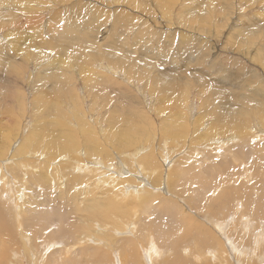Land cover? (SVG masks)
<instances>
[{
	"label": "rangeland",
	"instance_id": "obj_1",
	"mask_svg": "<svg viewBox=\"0 0 264 264\" xmlns=\"http://www.w3.org/2000/svg\"><path fill=\"white\" fill-rule=\"evenodd\" d=\"M226 1L0 0V51L3 54L0 57V148L9 153L6 156L9 158L10 153L13 152L10 150L13 143H18L26 136L31 139L45 138L41 144L33 143L28 149L26 147V152L34 153L26 157L28 160H23L25 154L21 155L22 157L16 156L19 162L22 161V166L17 160L16 164H9L8 160L0 162V220L6 221L8 224L10 221L14 226L13 230L10 229L17 231H14V235L17 236L15 242L10 241V243L9 239L5 238L7 235L0 232V255L7 260L8 264H72V260H75L76 264H124L123 262L127 258L124 257L123 261L121 256L128 253L126 250L132 244L136 246V253L132 254L134 263H129V259L125 263L145 264L141 253L146 246L145 238L149 234L148 227L155 229L151 235L155 242L163 244L162 246L157 244V246L164 250L161 251V255L165 258H169L171 252L167 245L170 238L167 237L168 234H172L173 238L179 236L180 239L181 234L188 231L189 228L194 233H200V242L197 245L186 242L190 248L187 255L183 254L186 249L184 240L179 241L181 244L184 243L182 247L178 242L180 246V249H177L178 252L186 256L187 259L189 258V262L181 261L180 264H211L213 259L206 260L201 256L202 258L199 257L192 261L190 257L196 259V254L203 255L205 252H212L216 247L222 250L224 245L221 241L225 240L224 235L228 234L227 231L231 227L229 220L234 215L236 217H239L240 214L249 216L254 221L250 229H259L256 225V217L258 216L264 221V206L260 211H255L252 205L264 203L263 166L259 167L260 161L264 162V118L260 117L264 114V30L261 26L264 22V0H229L232 5L229 4L225 8H232L234 11L232 10V14L228 18L223 10V13L219 15L223 16L222 23H217L216 18L215 21H208L200 18V15H195L192 17V22L185 21L184 26L179 19H176V15L181 17V13L186 14L192 9L200 11L201 8H205L209 11L213 6L212 10H222V3ZM147 6L150 7V12L146 10ZM87 11L92 13L97 11L102 16L108 14L109 18L104 20L102 17L99 22L101 25L97 23L100 29L97 33L95 31L94 40L89 38L92 37V32L97 29L96 27L92 29V32L84 30L86 33L81 34L78 38L73 36V38L68 37L67 39L61 33L64 24L67 21L79 23L86 14L89 15ZM9 12L13 14V22L6 20ZM120 13L127 16V21L116 23L114 15ZM168 16L172 18L170 24L173 25L171 26L168 25V22L160 20L163 18L168 21ZM98 20L96 19L94 23ZM113 22L114 33L111 38L112 30L110 28ZM261 30L263 32L248 38V35ZM122 31L123 34H118ZM181 35L188 37V43L185 38L186 43L181 42ZM118 36L121 46L116 49L112 41ZM231 37L232 39H230ZM199 39L204 40L202 42ZM31 40L32 42H30ZM85 44H88L85 50H92L91 54L86 56V60H80L73 67L65 70L66 76H69L66 87L72 92V99L78 100L80 103L71 101L69 97H62L56 102L53 100L52 102L58 108L56 109L57 117H61L69 126L67 128L75 132L83 130L84 127L96 128L97 135H101L100 140L105 136L107 145L116 146L114 134L120 133L119 130L122 127L120 124L111 126L110 122L122 118V110L125 108L134 109L132 118L136 117L134 120H139L142 125V130L136 129L139 130L137 133L142 132L138 137L143 141H145L144 139L149 141L147 142L148 146L138 152V156H141L140 154L144 151L153 149L158 158L157 160L155 157L156 165L162 166L160 177L163 175L165 181L166 175H175L176 172H181L184 189L182 184L173 191L170 186L171 181L164 182L160 177L157 178L156 183L163 182V184H157L155 187L145 177L147 182L145 180L142 188L139 189V180L144 177L143 174L139 176L140 178H137V173L140 172L135 173V178L129 176L132 178V182H130L121 179L127 172L116 171L121 176H116L115 173L117 168L125 169V166L115 160H126L128 154L139 158L135 151L137 147L129 150L125 148L127 150H122L123 152L115 147L106 149L109 155L111 153L112 155L121 153V155L118 154L114 161H109L114 167H111L110 164L103 167V164H94L97 163L98 158L90 159L86 155L83 136L78 137L79 145L75 149L66 146L67 152L71 153L69 161L81 160L80 162L83 164L82 167L81 164L79 165L81 170H84L82 173L68 169L69 166L66 169L81 178L77 184H71L68 172L65 170L66 167L61 162L57 163L58 166L57 164L49 166L40 164V156H45L40 153L39 149H46L45 144L53 138L54 135L48 132V124L56 119L53 120L45 112L35 107L36 101L33 102V100L37 99L36 97L42 90L52 87L51 78H46L44 73L47 64L66 47L72 46L73 51L82 53ZM41 45L49 47L45 51L47 56L36 54V49L41 48L37 46ZM73 46H77L76 49ZM196 46L199 47L198 50H196ZM29 52L31 55L27 56ZM157 54L158 56H156ZM110 55L122 57L119 59L117 67L115 62L109 58ZM143 57L147 60L150 59L151 65L155 68V71L154 69L150 70L146 76L140 73L139 66L135 68L132 65L129 66L131 59L136 58L137 63L139 59H142L143 62ZM176 58H180V60L175 62ZM195 59L203 62L197 63ZM2 67L5 68L7 74L4 71L1 72ZM177 67L179 70H175ZM209 67H211L210 76L207 74ZM217 68L225 70L223 74L228 76L225 78L226 81L213 82V78L219 79V75L216 74ZM157 70L159 72L166 71L172 75L178 71L181 74L177 73L175 78L180 76L184 81L189 79L182 72L191 71L193 74V71L197 74L193 77L198 78L201 75L206 79L207 86H202L200 81L194 78L190 80L193 86L187 91L180 90V96L176 95L175 97L178 99L172 100L174 97L162 94L160 91L154 90V86H151L152 83L160 82L157 80L160 78ZM114 71L118 75H112L111 72ZM129 71L135 73V76L130 80H124L129 76ZM103 74L107 76L104 78L106 84L99 80L101 84L97 87L91 89L85 87L91 76H102ZM156 74L157 76H155ZM257 78H259V82H262L261 86L256 82ZM41 85H44L45 88H41ZM261 87L263 91H261ZM212 90H215V93L211 95ZM253 91L258 92L261 96L254 94ZM241 93L252 95L253 98H247L243 102L245 104L239 105L236 100L244 98L238 95ZM53 94L54 92L51 94L46 92L44 94L46 96L43 97L49 101ZM95 94L100 96V98L96 97L100 100L92 99ZM231 94L233 97H230ZM50 96L51 98H49ZM165 96L168 99L165 98L163 101ZM102 99L105 101L104 104ZM73 105H80L81 110H78L79 108L74 110ZM246 105H249L250 108H245ZM58 110L65 111V116L64 113L59 115ZM81 111L84 112V115L80 114ZM111 111H114V115L107 123L105 118L108 119ZM174 112L183 115L185 124L182 129H177L175 126L179 120L177 119L175 122ZM52 116L56 117L55 111L52 112ZM125 118L129 119L130 117ZM235 121L236 124H245L248 127L244 138L233 136L231 133L214 137V132L209 131L216 125L233 124ZM99 129L106 134L99 133ZM245 138H247L246 141H244ZM143 141L141 143H144ZM62 145H66L64 137L59 138L58 148ZM59 158L56 156L54 161ZM2 159L4 158H0V160ZM106 160L105 157H102L100 161ZM1 163L8 165L6 167ZM91 164H94V167H90L89 171L86 166H91ZM135 165L139 166L136 161L130 163L129 160L127 167L131 168V171H135L137 170ZM245 166L253 167L245 169ZM228 172L232 175H229ZM39 173H43L44 176L39 177ZM248 173L259 174L263 185L255 183L253 179L246 181ZM1 174L4 175L1 176ZM154 177L156 176L154 175ZM102 178L105 183L100 182ZM78 184L80 185L78 186ZM207 184L215 188L214 192L209 193ZM135 187L138 189L136 192L133 191ZM180 189H183V193ZM232 189L238 191L233 192ZM3 193L5 198H3ZM216 193L219 197L235 193L236 195L230 200L236 209L239 206L240 210L236 211L230 204L221 206L224 201H221L220 198L217 199ZM191 197H194L195 206L191 205V201H193ZM177 199L182 202L177 203ZM158 200L160 203L157 202ZM113 205L119 214L112 215L111 221L107 219L104 221L105 217L98 214L99 211L106 210ZM165 207L171 209L173 217L165 211ZM180 209L187 210L186 221L189 219L190 221L180 224L174 221V218L178 217L175 214L176 211L179 214L184 213ZM247 211L253 216L248 215ZM175 226L177 230L174 228ZM218 226L225 227V230L219 231ZM158 231L162 234H158ZM129 233L133 234L129 236ZM208 235L211 237L209 238ZM230 235L234 238L235 243H242L231 229ZM137 237L138 243L144 246L142 249L137 247L135 242ZM195 238L192 233L187 240ZM165 239L167 241H163ZM58 243H62V245ZM245 244L250 246V243ZM254 248L257 257L259 252L264 250V240H261L260 244ZM218 249H215V252L217 251L216 258L222 257L223 259L215 260L212 264H236V256L233 254L221 256ZM255 262L257 263V261ZM159 264H165V262ZM258 264L261 263L258 262Z\"/></svg>",
	"mask_w": 264,
	"mask_h": 264
},
{
	"label": "bare ground",
	"instance_id": "obj_2",
	"mask_svg": "<svg viewBox=\"0 0 264 264\" xmlns=\"http://www.w3.org/2000/svg\"><path fill=\"white\" fill-rule=\"evenodd\" d=\"M193 1V0H192ZM257 1V0H256ZM17 2V1H16ZM208 2V1H207ZM209 2H210V0H209ZM250 2V1H249ZM39 3V2H38ZM256 3V2H255ZM206 4V3H205ZM229 4H231V2L229 1V0H227L226 2H224V3H222V7H223V9L222 10H216V9H214V10H212V8H213V6H211V8H210V10L208 11L207 9H203V8H201V10L199 11V10H197V11H195V10H189V12L188 13H186V14H182L181 13V17L180 16H177L176 15V19H179V21H180V23H182V24H184L185 23V21H188L189 23H191L192 22V17L193 16H195V15H200L201 17L200 18H202L203 20H208V21H210V20H214L215 21V18H216V22L217 23H222L223 22V16H219L220 14H222L223 13V10L226 12L225 13V15H227L228 16V18L230 17V14H232V8H230V9H226L225 8V6H228ZM263 4V3H262ZM170 5H171V3H170ZM199 5V4H198ZM217 5V4H216ZM232 5V4H231ZM235 5V4H234ZM253 5V4H252ZM262 6V5H261ZM264 6V5H263ZM11 7V6H10ZM171 7H172V5H171ZM218 7H220V6H218ZM86 8V7H85ZM149 8L150 7H146V10L148 11V12H150L149 11ZM229 8V7H228ZM238 8V7H237ZM11 9V8H10ZM197 9H198V7H197ZM235 9H236V7H235ZM21 10V9H20ZM240 10V9H239ZM239 10H237V11H239ZM261 10V9H260ZM234 11V10H233ZM236 11V10H235ZM18 12V11H17ZM85 12H86V10H85ZM240 12V11H239ZM16 13V12H15ZM87 13H89V15L87 16V14H86V16L83 18V19H81V21L79 22V23H70V22H66L65 24H64V29H62V34H64L66 37H67V39H68V37H70V38H73V36H76V38H78L79 36H81V34H85L86 32L84 31V30H90L91 32L93 31L92 29H94L95 27L97 28V29H95L93 32H92V37H90L89 39L90 40H94L95 39V37L94 36H96V33L98 32V30L100 29V26H97V23H99L100 22V19L103 17L104 18V20H108V14H107V16L106 15H104V16H102V15H100L99 14V12H97V11H93V13L90 11V12H88L87 11ZM152 13V12H151ZM184 13V12H183ZM201 13H203V14H201ZM17 14V13H16ZM152 15V14H151ZM153 16V15H152ZM114 17H115V19H116V23H118V22H120V21H122V22H125V21H127V16L125 15V14H115L114 15ZM96 19H99L98 21H96L95 23H94V21L96 20ZM164 20V22L165 23H169L168 25L169 26H171V25H173V24H170L171 23V20H172V18L171 17H169L168 16V21L166 20V19H163V18H160V20ZM264 19V18H263ZM6 20L8 21V22H13L14 21V17H13V14L11 13V12H9V14L7 15V18H6ZM249 20H251V19H249ZM113 21V20H112ZM261 21V20H260ZM252 22V21H251ZM115 23V24H116ZM212 23V22H211ZM250 23V22H249ZM256 23V22H255ZM100 24V23H99ZM187 24V23H186ZM57 25H59V24H57ZM101 25V24H100ZM176 25V24H175ZM256 25V24H255ZM184 26H185V24H184ZM261 26H263L262 28H263V30H264V22L261 24ZM242 27V26H241ZM46 29V28H45ZM111 30H112V32L110 33L111 34V38H112V36H113V33H114V22H113V24H112V26H111V28H110ZM255 29V28H254ZM261 29V28H260ZM110 30V31H111ZM239 30V29H238ZM95 31H96V33H95ZM220 31V30H219ZM240 31V30H239ZM242 31V30H241ZM243 31H245V30H243ZM248 31V30H247ZM250 31V30H249ZM36 32H38V31H36ZM35 32V33H36ZM46 32V31H45ZM175 32V31H174ZM253 32V31H252ZM260 32H263L262 30L261 31H257V33H255V34H251V32H250V34L251 35H248V38L249 37H252V36H254V35H256V34H258V33H260ZM108 33V32H107ZM249 33V32H248ZM38 34V33H37ZM109 34V35H110ZM118 34H123V31L122 32H119ZM87 35V34H86ZM90 35V34H89ZM38 36V35H37ZM200 36V35H199ZM83 37V36H82ZM181 42H185V39H186V42H187V40H188V37L186 38V37H183V35H181ZM191 39H192V37L191 36H189ZM201 37V36H200ZM81 38V37H80ZM88 38V37H87ZM108 38V37H107ZM185 38V39H184ZM195 38V37H194ZM202 38V37H201ZM203 38H205V37H203ZM243 38H244V36H243ZM82 39V38H81ZM83 39H84V37H83ZM103 39V38H102ZM230 39H232V37L230 38ZM235 39V38H234ZM198 40V39H197ZM200 40V39H199ZM202 40H204V39H202ZM202 40H200V41H202ZM240 40V39H239ZM196 41V40H195ZM194 41V42H195ZM245 41V40H244ZM244 41H241V42H244ZM30 42H32V40L30 41ZM120 40H119V36L118 37H115L114 38V40L112 41V44H113V46H114V48H116V49H118L119 48V46H121V45H119L120 43ZM185 42V43H186ZM203 42V41H202ZM246 42V41H245ZM68 43V42H67ZM182 43V44H183ZM188 43V42H187ZM192 43V42H191ZM195 43H197V42H195ZM71 44V43H70ZM202 44V43H201ZM243 44H245V43H243ZM46 45V44H45ZM44 45V46H45ZM68 45V44H67ZM166 46H167V44H165ZM185 45V44H184ZM189 45V44H188ZM192 45V44H191ZM9 46H10V44H9ZM8 46V47H9ZM44 46H37V47H41V48H39L38 50L36 49V54H38V55H41V56H47V53L45 52V51H47L46 49L47 48H49V47H44ZM95 46H96V44H95ZM183 46V45H182ZM186 46V45H185ZM199 46V45H198ZM201 46H203V45H201ZM10 47H12V46H10ZM36 47V48H37ZM74 47V49H76V47L75 46H73ZM86 47H88V44H85L84 45V48H83V51H82V53H80L79 51H73V49H72V46L71 47H66V48H64V49H62V51L57 55V57L54 59V60H51V62H49L48 64H47V67H46V69H45V74H46V78H51V85H52V87L50 86V88L49 89H47V90H42L41 91V93H40V98H39V96L38 97H36L37 99H35V100H33V102L34 101H36L35 102V107H37V108H39L40 110H42V112H45L46 114H47V116L48 117H51V118H53V120L54 119H56V120H54V121H52V122H50V124H48L49 126H48V132L50 133V134H52V135H54L53 136V138H51V140H49V143H47V144H45V148L46 149H39L40 150V153L41 154H43L45 157H41L40 156V158H41V161H40V164H43V165H46V166H49L50 164L51 165H54V164H59V162H61L62 163V165L64 166V167H66L65 168V170L67 169V167H68V169H72V170H74V171H77L78 173L79 172H83L81 169L82 168H80L79 167V165L81 164V167L83 166V164H82V162H80L81 160H74L73 162L72 161H69V159L71 158V153H68L67 152V150H68V148L66 147V146H69L71 149H75L76 147H78V145H79V142H78V139L81 137V136H83V141H84V149H85V153H86V155H88V158H90V159H97L96 160V162L97 163H94V164H96V165H102L103 164V167L105 166L106 167V165L107 164H110L111 165V162H109L110 160H112V161H114V159H115V156L116 155H121V153H118V154H116V153H114L113 155H112V153L109 155V153L106 151V149H109L110 147H115V148H117V150H120V151H122V150H125V148H127L128 150L130 149V148H133V147H137L136 148V150L135 151H137L136 152V154H137V156H138V152H140L141 150H143V148H145V147H147L148 146V144H147V142H149L148 141V139H144L145 141H143L142 139H139V135L142 133V132H140V134L139 133H137L139 130H136L137 128H139L140 130H142V125L140 124V122H139V120H134L135 118H132V116L134 115L133 114V112H132V110H134V109H132V108H130V107H127V108H125L124 110H122V118L120 117L117 121H111L110 122V125L111 126H113V125H117V124H120V126L122 127V129L121 130H119L120 131V133L119 132H116L114 135H115V138H116V143H117V145L115 146V145H107V141H106V137L104 136V138H102L101 137V140L99 139L100 138V136L101 135H97V132H95V130H96V128H91V127H84V129L83 130H81V131H78V132H75V131H72L71 129H69V128H67V127H69L67 124H66V122L64 121V120H62V118L61 117H57V110L56 109H58V108H56L57 107V105H55V103H53L52 101L54 100L55 102L56 101H58L59 99H61L62 97H65V98H67V97H69L70 98V100L71 101H74V102H76V103H80L78 100H75V99H72V92L70 91V89H67V87H66V85H67V83H68V80H69V76L67 77L66 76V73H65V70H66V68H70V67H73L74 66V64L76 63V62H78V61H80V60H86V56H88V55H90L91 54V52H92V50L91 51H89V50H85V48ZM35 48V47H34ZM68 48H71V49H68ZM91 48V47H90ZM160 48V47H159ZM168 48V47H167ZM196 48V50H198V48L199 47H195ZM8 49V48H7ZM11 49V48H10ZM161 49V48H160ZM182 49V48H181ZM235 50H237V49H235ZM161 51V50H160ZM187 51V50H186ZM130 52V51H129ZM181 52V51H180ZM6 53V52H5ZM133 53V52H132ZM167 53V52H166ZM152 54V53H151ZM156 54V53H155ZM3 54L1 53V51H0V57L2 56ZM29 55H31V53L29 52L28 54H27V56H29ZM134 55V54H133ZM169 54H167V56H168ZM155 56V55H154ZM156 56H158V54L156 55ZM155 56V57H156ZM161 56V55H160ZM170 56V55H169ZM136 57V56H135ZM154 57V58H155ZM166 57V56H165ZM179 57V56H178ZM193 57V56H192ZM109 58H111L114 62H115V65H116V67H117V63H118V61H119V59L120 58H122L121 56H120V58H118V55H110L109 56ZM133 58V57H132ZM151 58V57H150ZM160 58V57H159ZM158 58V59H159ZM135 59L136 58H134V59H131V61H130V64H129V66H133L134 68L137 66H139V68H140V73L141 74H145V76H146V74L150 71V70H152V69H154V71H155V68H153V66L151 65V62H150V59H144V57H143V62H142V59H139L138 61H137V63H136V61H135ZM204 59H206V58H204ZM180 60V58L179 59H177L176 58V60H175V62H178ZM192 60V59H191ZM194 60V59H193ZM196 61H197V63H201V62H203L202 60H199V59H195ZM201 61V62H200ZM172 62V61H171ZM161 63V62H160ZM187 69V68H186ZM210 69H211V67H209V68H207V74H208V76H210L211 74L209 73V71H210ZM175 70H179V68L177 67V68H175ZM2 71H4L5 72V74H7L6 73V70H5V68H3L2 67V69H1V72ZM165 71V70H164ZM47 72V73H46ZM157 72V74H158V76H160V78L159 79H157L158 81H160V82H156L157 84H154V83H152V85L151 86H154L155 87V89L154 90H158V91H160V93H162V94H168V95H170L171 97H174L172 100H174V99H178V98H175L176 97V95H178V96H180V94H181V92H180V90H184V91H187L188 89H190L192 86H193V84H192V81H190V80H193L194 78H195V80H197V81H200V83H201V85L202 86H207V84H206V79L204 78V77H202L201 75H199V77L197 78V77H193V76H196L197 74L196 73H194L193 71H192V73L193 74H191V71H183L182 73L184 74V76L186 77V78H188L189 80H187V81H184L180 76H178V77H176L175 78V76L177 75V73H178V71H177V73H174L173 75L172 74H169V73H167L166 71L165 72H162V70L159 72L158 70L156 71ZM190 72V73H189ZM225 72V70H223L222 68H217L216 69V74H218L219 75V79H216V78H213V77H211V78H213V82H218V83H220L219 81H226L225 80V78L226 77H228L226 74L224 75L223 73ZM112 73V75H114V74H117V72H111ZM161 73V74H160ZM49 74V75H48ZM135 73H132V72H130L129 71V76L128 77H125V79L124 80H130L131 79V77H134L135 75H134ZM157 74L155 75V76H157ZM179 74H181V73H178V75ZM105 74H103L102 76H97V75H95V77L94 76H91V78L90 79H88V81H87V83H86V85H85V87H89L90 89L91 88H95V87H97V85H99V84H101V82L99 81V80H102L104 83H105V81L106 80H104V78L105 77H107L106 75L104 76ZM118 75V74H117ZM167 75V76H166ZM151 76V75H150ZM154 76V77H155ZM99 77H100V79H99ZM110 77V76H109ZM108 77V78H109ZM119 77H121V76H119ZM193 77V78H192ZM212 80V79H211ZM108 81H109V79H108ZM112 81V80H111ZM110 82V81H109ZM256 82H258V83H260V86H261V83L262 82H259V78H257L256 79ZM115 83H118V82H115ZM106 84V83H105ZM110 84V83H109ZM103 85V84H102ZM106 87V86H105ZM150 87V86H149ZM41 88H45V86L44 85H41ZM110 88H111V86H110ZM113 88H114V86H113ZM151 88V87H150ZM101 89H103V88H101ZM257 90H259L258 88H256ZM105 90H107V89H105ZM110 90V89H109ZM108 90V91H109ZM217 90H218V88H217ZM250 91H252L251 89H249ZM88 91V90H87ZM151 91H152V89H151ZM150 91V92H151ZM248 91V90H247ZM261 91H263L262 90V87H261ZM46 92H48V93H53L54 92V94H53V97L51 98V96L49 97V98H51L49 101L46 99V97H43V96H46V95H44ZM114 92V91H113ZM121 92V91H120ZM157 92V91H156ZM88 93H90L89 91H88ZM118 93V92H117ZM125 93V92H124ZM215 93V90H212V93H211V95L212 94H214ZM236 93V92H235ZM253 93L254 94H258V96H261L258 92H255V91H253ZM246 94V93H245ZM263 94V93H262ZM123 95V94H122ZM210 95V94H209ZM238 95H240V96H242V97H244V98H241V99H237L236 100V103H238L239 105H241V104H245V103H243L244 102V100L246 99L247 100V98H249V99H251V97L253 98V96L252 95H249V94H247V95H244L243 93H241V94H238ZM93 98L92 99H98V98H96V97H99L100 98V96H98V95H94V96H92ZM184 97V96H183ZM230 97H233V94H231V96ZM35 98V97H34ZM165 98H166V100L168 99V97H164L163 98V101H165ZM124 99V98H123ZM98 100H100V99H98ZM102 101H103V104L105 103V101H104V99H102ZM42 102V103H41ZM134 102V101H133ZM24 103V102H23ZM59 103V102H58ZM107 103H108V101H107ZM134 105V104H133ZM132 105V106H133ZM174 105V104H173ZM23 106V105H22ZM26 106V105H25ZM33 106V105H32ZM135 106V105H134ZM173 107V106H172ZM72 108L74 109V110H76L77 108H79L78 110H81V106L79 105H73L72 106ZM245 108H250L249 107V105H246L245 106ZM178 109V108H177ZM55 111V113H56V117H53L52 116V112H54ZM59 111V115H62L63 113H64V116H65V111H60V110H58ZM135 111V110H134ZM82 112V111H81ZM138 113V112H137ZM190 113V112H189ZM54 114V113H53ZM80 114H83L84 115V112H82V113H80ZM139 114V113H138ZM88 115V114H87ZM114 115V111H111L110 113H109V116H108V119L107 118H105V121L108 123L109 122V120L110 119H112V116ZM125 117H130L129 119H127V118H125ZM260 117H263L264 118V114L263 115H260ZM132 118V119H131ZM176 119V120H175ZM177 119L179 120L178 121V123L177 124H175V126H176V128L177 129H182L183 128V126H184V124H185V122H184V118H183V115H181V114H179V113H175L174 112V120H175V122L177 121ZM142 123H143V121H141ZM237 122L235 121L233 124L232 123H225V124H219V125H216L215 127H213L211 130H209V131H213L214 132V137H220V136H222V135H226V134H230L231 133V135H233V136H236V137H242V138H244L245 136H246V131L248 130V127L245 125V124H236ZM231 127V128H230ZM114 128V127H113ZM113 128H111V129H113ZM109 129V128H108ZM229 129V130H228ZM94 131V132H92V131ZM113 131V130H112ZM111 131V132H112ZM103 131H101V129H99V133H102ZM217 132V133H216ZM206 133V132H205ZM208 133V132H207ZM261 133V132H260ZM103 134H106L105 132H103ZM108 135V134H107ZM205 135V134H204ZM61 137H64L65 138V141H66V145H62L61 147H59L58 148V141H59V138H61ZM79 137V138H78ZM246 139L247 138H245L244 139V141H246ZM24 140V141H23ZM23 141V142H22ZM45 141V138H41V139H31V138H29V137H25L24 139H21V141H19L18 143L16 142V143H11L10 145H11V147H10V150H13V152H11L10 153V155H9V158H7L6 156H7V153L6 152H4V151H2L1 150V148H0V158H4V159H2V160H0V162H5L6 160H8V163L9 164H12V163H15L16 162V160L18 159L16 156H21V155H23V154H25V156H24V161L25 160H28L26 157L27 156H29L30 154H34L33 152H26L27 151V149H28V147H30L33 143L34 144H41V143H43ZM144 142V143H141V142ZM14 142V141H13ZM110 142V141H109ZM113 142V141H112ZM111 142V143H112ZM24 146H25V149H24ZM26 147H27V149H26ZM121 148V149H120ZM126 149V150H127ZM135 149V148H134ZM25 150V151H24ZM125 150V151H126ZM21 151H23V152H21ZM111 152H113L112 150H110ZM123 152V151H122ZM125 153V152H124ZM9 154V153H8ZM39 155V154H38ZM141 156H138L139 158L137 159V158H135V156H133L132 157V155H130V154H128L127 156H126V160H124V159H118V160H115V162H117V163H120V165H122V166H125V169L121 166V168H123V169H119V168H117V169H115V173L117 174L116 176H121V174H119V173H117L116 171H118V172H127V173H125V175L121 178L122 180L123 179H125V180H129L130 182H132V178H130L129 176H133L134 178L136 177V176H134L135 175V173L136 172H140V173H137V178H140L139 176H141V174H143L142 176H144L141 180H139L140 181V185H139V189H141L142 188V184H144L145 183V180L146 179H144L145 177L146 178H148V182H151V184L153 185V186H157V184H159V185H161V184H163V182H161V183H156V180H157V178H159L160 177V174H161V170H162V166H157L156 164V160H155V157H156V154L154 153V150L153 149H151V150H149V151H144L142 154H140ZM163 156H165L166 154H162ZM262 155V154H261ZM56 156L57 157H60L59 159H57L56 161H54L55 159H56ZM112 156V157H111ZM128 156H130V157H128ZM263 156V155H262ZM22 157V156H21ZM20 157V159H22ZM102 157H105L107 160L106 161H100V160H102ZM110 157V158H109ZM122 157V156H121ZM162 157V156H161ZM123 158V157H122ZM157 158V157H156ZM163 158H165V157H163ZM263 158V157H262ZM137 159V160H136ZM129 160H130V163L131 162H135L136 161V163L140 166H137V165H135V168L137 169V170H135V171H131V168H128L127 167V165H129ZM157 160H158V158H157ZM164 160V159H163ZM18 161V163L22 166V161L21 162H19V160H17ZM53 161H54V163H53ZM160 161V160H159ZM159 161H158V165L160 164L159 163ZM262 161V160H261ZM260 161V165H259V167H262V170H263V176H264V162H261ZM258 162V161H257ZM169 163V162H168ZM2 164V163H1ZM16 164V163H15ZM32 164V163H31ZM58 164H57V166H58ZM94 164H91V166H86V167H88L89 168V171H90V167H94ZM166 164V163H165ZM2 165H5V164H2ZM6 165H8L7 163H6ZM5 165V166H6ZM119 165V166H120ZM17 166H18V164H17ZM3 167V166H2ZM7 167V166H6ZM19 167V166H18ZM102 167V168H103ZM111 167H114V166H112L111 165ZM251 167H253V166H245L244 168L245 169H250ZM101 168V167H100ZM1 169V168H0ZM92 169V168H91ZM261 170V171H262ZM2 171V170H1ZM67 171V170H66ZM111 171H112V169H111ZM259 171V170H258ZM3 172V171H2ZM68 172V171H67ZM107 172V171H106ZM105 172V173H106ZM1 173V172H0ZM6 173V172H5ZM60 174H62L61 172H59ZM89 173V172H88ZM99 173V172H98ZM113 173V172H112ZM111 173V174H112ZM174 173V172H173ZM84 174V173H83ZM104 174V173H103ZM169 174V173H168ZM228 174L229 175H232V174H230L229 172H228ZM2 175H4V174H1V176ZM154 175L156 176V177H154ZM182 173L180 172V173H178V172H176V174L175 175H166L165 176V181L163 180V177L161 176L160 178L162 179V181H164V182H168V181H171L170 182V186H171V188H172V190L173 191H175V189H177L176 187L177 186H181L183 183H184V180H182ZM44 176V174L43 173H39V177H43ZM111 176V175H110ZM114 176V175H113ZM115 177V176H114ZM60 178L62 179V176H60ZM68 178L70 179V182H71V184L72 185H74V184H77L78 183V181L81 179V178H79L78 177V175H76V174H73V173H71V172H68ZM100 178V177H99ZM103 178H104V176H103ZM103 178H102V180H100V182H102V183H105V181H103ZM108 178H110L109 176H108ZM133 178V179H134ZM249 179H253L254 181H255V183H257V184H262L263 185V183L261 182V176L259 175V174H255V175H251V173L249 174H247L246 175V181L247 180H249ZM2 180V179H1ZM98 180V179H97ZM2 182V181H1ZM83 182V181H82ZM146 182H147V180H146ZM177 182H179L178 184H176ZM81 183V182H80ZM148 184V183H147ZM147 184H145V185H147ZM186 184V183H185ZM3 185V184H2ZM80 184H78V186H79ZM151 186V185H150ZM184 186V184L182 185V187ZM186 186V185H185ZM165 187V186H164ZM206 187H207V189L209 190V193L210 192H214V189L215 188H213V186L212 185H209V184H207L206 185ZM126 188H128V186H126ZM91 189H93V188H91ZM153 189V188H152ZM183 189H184V187H183ZM183 189H180V191L183 193ZM90 190V189H89ZM138 189H136V187L134 188V192H136ZM142 190H145V189H142ZM148 190H149V188H148ZM156 190V189H155ZM179 190V189H178ZM129 191H131V190H129ZM147 191V190H146ZM153 191V190H152ZM151 191V192H152ZM159 191V190H158ZM162 191H163V189H162ZM232 191L233 192H237L238 190L236 189V190H233L232 189ZM150 192V193H151ZM168 192V191H167ZM177 192H179V191H177ZM147 193H148V191H147ZM150 193H149V195H150ZM4 194V193H3ZM163 194V193H162ZM217 194V193H216ZM218 195V194H217ZM236 194L235 193H228V194H226V195H224L223 197H219V195L217 196V199L218 198H220L221 199V201H224L223 203H221L222 205L221 206H225L226 204H230L236 211H239L240 210V207L238 206L237 207V209H236V207H235V205L231 202V197H233V196H235ZM133 196H135V195H133ZM162 197V196H161ZM1 198V197H0ZM3 198H5V194L3 195ZM2 198V199H3ZM147 198H149V197H147ZM163 198V197H162ZM172 198V197H171ZM194 198V197H193ZM193 198L191 197V199L193 200ZM201 198V197H200ZM142 199V198H141ZM130 200V199H129ZM140 200V199H139ZM138 200V201H139ZM144 201V200H143ZM146 201V200H145ZM163 201V200H162ZM141 202V201H140ZM158 203H160L159 202V200L157 201ZM178 202H182L181 200H179V199H177V203ZM189 203H190V201H188ZM205 202V201H204ZM263 202H264V198H263ZM132 203V202H131ZM143 203V202H142ZM146 203H147V201H146ZM150 203H152V202H150ZM163 203H165V202H163ZM162 203V204H163ZM174 203V202H173ZM171 204V205H174V204ZM176 203V202H175ZM192 203V204H191ZM191 205H193V206H195V203H194V200L193 201H191ZM143 204H145V203H143ZM182 204V203H181ZM154 205H157V204H154ZM164 205V204H163ZM134 206V205H133ZM133 206H131V207H133ZM136 206H137V204H136ZM138 206H139V204H138ZM189 206V205H188ZM203 206V205H202ZM251 206V205H250ZM249 206V207H250ZM262 206H264V203L263 204H261V203H258V204H255V205H252V207H253V209L256 211H260V209H261V207ZM135 207V206H134ZM133 207V208H134ZM140 207H142V206H140ZM148 207V206H147ZM164 207V206H163ZM199 207H200V205H199ZM204 207V206H203ZM202 207V208H203ZM156 208L158 209V207L156 206ZM191 208V207H190ZM196 208H197V205H196ZM201 208V207H200ZM136 209V208H135ZM134 209V210H135ZM170 208L169 207H165V211L168 213V214H170V216L171 217H173V215H172V211H171V209L169 210ZM177 209V208H176ZM178 209H179V207H178ZM199 209V208H198ZM225 209V208H224ZM140 210V209H139ZM149 210V209H148ZM175 210V209H174ZM180 211H184L183 209H180ZM187 211V210H186ZM186 211H184V213L183 214H179L178 213V211H176V215L178 216V217H175L174 218V221L175 222H179V224L180 223H182V222H187V221H190V219L189 220H187L186 221V218H187V216H186ZM222 211V210H221ZM148 212H150V210L148 211ZM147 212V213H148ZM181 212V213H182ZM20 213H22V212H20ZM135 213H136V211H135ZM188 213H189V211H188ZM220 213V212H219ZM222 213V212H221ZM98 214H100L102 217H105L103 220L105 221L106 219L108 220V221H111V218H112V215H116V214H119L118 213V210L116 209V207L113 205V206H109L106 210H101V211H99V213ZM144 214V213H143ZM192 214V213H191ZM210 214V213H209ZM247 214L248 215H252L251 213H249L248 211H247ZM135 215V214H134ZM258 215V214H257ZM256 215V216H257ZM18 216H20L19 214H18ZM181 216V217H180ZM224 216V215H223ZM253 216V215H252ZM196 217V216H195ZM227 217V216H226ZM229 217V216H228ZM233 217V216H232ZM231 217V218H232ZM225 218V217H224ZM199 219V218H198ZM227 219V218H226ZM225 219V220H226ZM192 220V219H191ZM256 222H257V227H259V229L257 228V229H250L252 226H253V223H254V221L253 220H251V218L249 217V216H247V215H239V217H236L235 215H234V217L232 218V219H230L229 221H230V228H229V231H227V233L228 234H225L224 235V241H221V242H223L222 244L224 245V246H222L223 248H222V250H219L217 247L215 248V249H218L219 251V253H220V255L221 256H223V255H225V254H227V255H229V254H233L234 256H236L237 257V261H235L236 262V264H258V262L259 263H261V264H264V250H262L261 252H259V254L257 255V257L255 256V248H254V246H257L258 244H260V242H261V240H264V221H262L261 220V218L260 217H256ZM173 221V222H174ZM199 221V220H198ZM198 221H197V223H198ZM154 222V221H153ZM158 222V221H157ZM195 222V221H194ZM165 223V222H164ZM159 224V223H158ZM163 224V223H162ZM199 224V223H198ZM208 224V223H207ZM160 225V224H159ZM177 225H178V223H177ZM215 225V224H214ZM116 226V225H115ZM181 226V225H180ZM206 226V225H205ZM13 224L9 221V224H8V222H6V221H1L0 220V232L2 233V234H6L7 236L5 237V238H8L9 239V243H10V241L11 242H15V237H17V236H15L14 235V231L15 232H17L16 230H14V231H12L13 230ZM19 228H20V225L18 226ZM17 227V228H18ZM190 227V226H189ZM10 228H12V230L10 229ZM149 228V234H148V237H146L145 239H146V241H145V244H146V246H145V248L142 250V253H141V258L145 261V264H159V263H162V262H165V264H177V263H181V261H184V262H189V258L187 259V257L186 256H183V255H181V253H179L178 252V250L177 249H180V246L182 247V245L184 244H181L179 241L180 240H184V242H185V247L184 248H186V249H184V255H187V254H189V250H190V248H188L189 246L186 244V242H192L193 244H195V245H197L199 242H200V233L198 234V233H194V232H192V231H190V228H189V230L188 231H185L183 234H181V237H180V239H179V236H178V238H173L170 234H168L167 235V237H170L169 238V241H167L166 239L165 240H163V241H167L169 244H167V245H169L168 246V250L169 251H171L170 252V257L169 258H165V257H163V255H161V251H164V250H161L160 248H158V246H157V244H159V245H163V244H161V242H159V243H157V242H155L154 241V238H153V236L151 235V232H153L154 230H153V228H151V227H148ZM155 228V227H154ZM175 229H176V226L174 227ZM179 228V227H178ZM181 228V227H180ZM208 228V227H207ZM16 229V228H15ZM161 229V228H160ZM218 229H219V231H221V232H223L224 230H225V227L223 228V227H220V226H218ZM230 229L235 233V235H236V237H238L241 241H242V243H240V244H238V242L237 243H235L234 242V238L230 235ZM159 230V229H158ZM172 230V229H171ZM177 230V229H176ZM209 230H211V229H209ZM249 230H250V232H249ZM134 231V230H133ZM164 231V230H163ZM174 231V230H173ZM202 231V230H201ZM205 231V230H204ZM203 231V232H204ZM132 232V231H131ZM206 232V231H205ZM204 232V233H205ZM212 232H214L213 230H212ZM249 232V233H248ZM158 234H162L161 232H157ZM163 233H166V232H163ZM175 233V232H174ZM179 233V232H178ZM194 234L195 235V239H189V240H187V238L191 235V234ZM133 233H129V236H131ZM209 234H210V231H209ZM218 234V233H217ZM249 234V235H248ZM18 235V234H17ZM164 235V234H163ZM180 235V234H179ZM155 237V236H154ZM157 237H160V236H157ZM164 237V236H163ZM163 237H161V238H163ZM202 237V236H201ZM203 237H204V234H203ZM208 237H209V235H208ZM211 237V236H210ZM209 237V238H210ZM237 238V239H238ZM7 239V240H8ZM18 239V238H17ZM156 239V238H155ZM160 239V238H159ZM202 239V238H201ZM205 239V238H204ZM212 240H213V237L211 238ZM158 240V239H157ZM186 240V241H185ZM159 241V240H158ZM236 241V240H235ZM136 243H137V247L140 249H142L144 246H142V245H140L139 243H138V237H137V241H135ZM178 242L181 244L180 246L178 245ZM240 242V241H239ZM127 243V242H126ZM245 243H250V246L248 245H246ZM58 244H61L62 245V243H58ZM219 244V243H218ZM11 245V244H10ZM54 245H57V244H54ZM53 245V246H54ZM220 246V245H219ZM225 246H226V249H225ZM128 247V246H127ZM135 247L136 246H133V244L130 246V247H128V249L126 250L128 253V255L126 254V253H124V255L123 256H121V258H122V260L124 259V257L125 258H127L126 260H128L129 259V263H134L133 261V258H132V254H135L136 252H135ZM160 247V246H159ZM161 248H165V247H161ZM111 249H113V248H111ZM137 249V248H136ZM215 249L212 251V252H205L203 255H200V254H196V259L195 258H192V256L190 257V259L193 261V259L194 260H197L199 257H201V256H203V259H206V260H210V259H213L211 262L213 263V261H215V260H221V259H223L222 257H218V258H216V254H217V251L215 252ZM228 249V250H227ZM111 251H113V250H111ZM167 251V250H166ZM226 251H227V253H226ZM216 253V254H215ZM257 254V253H256ZM202 258V257H201ZM201 258H200V260H201ZM203 259H202V261H203ZM233 259V258H232ZM254 259H256V260H254ZM69 260V259H68ZM72 260V259H71ZM118 260H119V262H120V258H119V254H118ZM125 260V259H124ZM123 260V261H124ZM126 260L123 262L124 264H126L125 262H126ZM75 261V260H74ZM73 260H72V262L73 263H75ZM255 261H257V263L255 262ZM204 262H206L205 260H204ZM210 262V263H211ZM232 262V261H231ZM72 263V264H73ZM77 263V262H76ZM75 263V264H76ZM136 263V262H135ZM211 263V264H212ZM0 264H8L7 263V260H5L1 255H0ZM117 264H119V263H117ZM208 264V263H207ZM234 264V263H233Z\"/></svg>",
	"mask_w": 264,
	"mask_h": 264
}]
</instances>
